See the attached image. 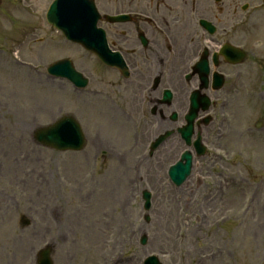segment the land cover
<instances>
[{
    "label": "rangeland",
    "instance_id": "1",
    "mask_svg": "<svg viewBox=\"0 0 264 264\" xmlns=\"http://www.w3.org/2000/svg\"><path fill=\"white\" fill-rule=\"evenodd\" d=\"M32 1L37 5L27 25L41 19L46 2L28 0ZM249 1L241 34L249 55L242 65L241 84L227 95L228 107L213 113V122L203 128L208 154L195 160L197 171L179 187L170 182L165 165L181 147L162 156L160 152L169 147L165 144L155 151L150 164L155 160L163 164L160 178L150 179L151 173L145 171L132 187L131 163L145 150V144L137 147L134 141L142 128L137 131L128 114L113 110L105 101L86 103L71 85L47 88L45 70L51 57L38 40L43 31L31 33L18 52L21 62L32 61L39 70L12 63L15 48L10 47L27 15H18L12 26L2 24L0 11V264H33L36 251L47 243L55 246L54 264H109L113 257L141 264L151 253L163 264H264V0ZM209 14L218 16L212 4ZM219 18L225 19L224 15ZM65 53L77 57L69 47ZM65 112L74 113L81 122L85 148L59 152L37 145L31 136L33 127ZM258 119L263 120L260 129L254 126ZM244 128L253 130L251 137L247 135L250 143L233 147L234 131ZM218 170L248 180L245 191L227 186ZM214 185L222 210L211 204L196 208L186 204ZM256 185L260 187L255 212L241 220ZM142 188L153 194L149 223L142 219ZM238 193L243 207L236 204ZM122 194H126L123 203L118 201ZM175 195L187 200L171 209L169 199L175 203ZM22 215L30 220L26 227L19 225ZM144 230L148 243L141 247ZM215 247L223 251L221 257L202 263L200 255Z\"/></svg>",
    "mask_w": 264,
    "mask_h": 264
},
{
    "label": "flooded vegetation",
    "instance_id": "2",
    "mask_svg": "<svg viewBox=\"0 0 264 264\" xmlns=\"http://www.w3.org/2000/svg\"><path fill=\"white\" fill-rule=\"evenodd\" d=\"M112 6L117 10L138 12L140 15L149 12L141 0L138 2L136 0H112ZM158 8L159 1L156 3V9L150 7V9H154V12L150 13L152 22L149 25L144 20L132 19V24L128 26L114 27L115 30L124 31V34L119 35L117 31H113L110 39L111 45L122 48L120 44L123 43L129 49L126 60L132 75L137 74L146 81L152 74L157 73L161 80L162 74L167 71L169 73L168 81L171 83L174 81L173 87L174 91L177 92L176 99H178V96L185 91V87L180 81L182 73L190 68L192 61L198 55L197 47H200L195 39L188 36L183 30H176V28L168 26L166 16ZM117 10L115 12H118ZM139 32H143L148 40V44L144 48L141 47L138 40L137 34ZM218 67L220 73L226 72L224 65L219 63ZM183 104L177 102L176 108H184Z\"/></svg>",
    "mask_w": 264,
    "mask_h": 264
},
{
    "label": "bare ground",
    "instance_id": "3",
    "mask_svg": "<svg viewBox=\"0 0 264 264\" xmlns=\"http://www.w3.org/2000/svg\"><path fill=\"white\" fill-rule=\"evenodd\" d=\"M39 80H41V79H39ZM178 102L179 103H185V101H184V95H179L178 96ZM137 147H141L142 146V144H143V141L140 139L139 141L137 140ZM230 143H231V145L233 146V147H242V144H249L250 143V140L248 139V137H247V134H246V132H245V130L244 129H240L239 131H234V136L232 137V141H230ZM179 143H178V141L177 140H175V139H173V140H171L168 144H167V146L169 145V147L168 148H166L167 150H165V149H163V151H161L160 152V154L163 156L164 154L166 155V153L167 152H169L170 150H171V148L172 147H174V146H176V145H178ZM133 149L135 148V145H133V147H132ZM133 162V161H132ZM132 164V163H131ZM163 164L161 163V162H159L158 161V163H157V161H154V165H152V166H150L147 170H146V172H150L151 174H148V176H149V178L151 179H153L154 177H156V178H160V176H159V172L161 171V166H162ZM158 167V168H157ZM143 172H145V170H143ZM123 178V174L120 172L119 173V179H122ZM230 178H232V175L230 176ZM234 181V178H232L231 180H230V183H232ZM162 191H163V188L161 189ZM167 195H168V193H167ZM197 196H199V195H197ZM126 197V194H122V195H120L119 197H118V201L119 202H121V203H123L122 202V200L124 199ZM201 198L202 199H197V198H195V199H190L188 202H187V204L189 205V206H192V207H196V206H198L199 204H201V205H206V204H211L210 206H212L214 209H219V207L221 208V210L223 209V206L222 205H217V201H216V199H219V198H217V194L214 196V199L212 200L211 199V197L210 198H208V199H205V197H203L202 195H201ZM244 198H245V196H244ZM168 199H169V197H168ZM258 199H259V196H258ZM236 200L238 201L236 204L237 205H242V207L244 206V199L241 197V194L240 193H238L237 195H236ZM169 202H170V206H171V209H174L175 207H176V205H175V203H173V202H171L170 201V199H169ZM246 202H247V204H249L245 209H243L244 210V212H243V214H241V220H243L244 218H248V217H250L251 215H253L254 214V209L253 208H255V206H256V204H257V202H255V205L254 206H252V203H251V201H248V200H246ZM223 203V202H222ZM167 215H168V212H167ZM167 220H168V218H167ZM214 250H215V248H214ZM213 256H214V254H212ZM221 255V254H220ZM220 255H217V256H214V258L212 259V261H215L216 260V258H219L220 257ZM202 259V258H201ZM207 262H209V261H207ZM123 264H126V263H123Z\"/></svg>",
    "mask_w": 264,
    "mask_h": 264
},
{
    "label": "water",
    "instance_id": "4",
    "mask_svg": "<svg viewBox=\"0 0 264 264\" xmlns=\"http://www.w3.org/2000/svg\"><path fill=\"white\" fill-rule=\"evenodd\" d=\"M64 123H67L66 129L62 127ZM66 130L70 131V133L67 136H63ZM70 135L72 136L71 142H65V139ZM36 138L39 142H43L57 148H80L84 143V136L80 127L71 115L61 117L58 121L48 127L39 128L36 133ZM182 177H184V173ZM51 252L52 248L50 247L47 250H42L40 252L38 264H52Z\"/></svg>",
    "mask_w": 264,
    "mask_h": 264
}]
</instances>
